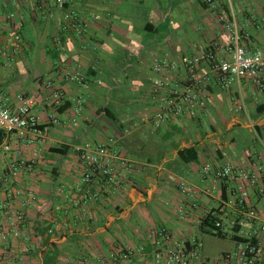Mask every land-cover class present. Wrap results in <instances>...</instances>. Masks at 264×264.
Returning a JSON list of instances; mask_svg holds the SVG:
<instances>
[{"label":"crops","instance_id":"obj_1","mask_svg":"<svg viewBox=\"0 0 264 264\" xmlns=\"http://www.w3.org/2000/svg\"><path fill=\"white\" fill-rule=\"evenodd\" d=\"M65 9L81 21L82 33L63 19L55 0H0V86L10 100L20 93L33 97V112L45 128L39 141L24 146L13 136L4 138L25 156L39 151L31 173L11 176L6 171L9 156L0 147V177H6L0 181V200L15 183L30 185L37 198L25 211L30 252L24 260L154 264V253L166 243L156 245L148 232L164 230L171 242L202 243L189 264H239L232 256L237 242L231 237L236 229L243 237L252 228L223 205L235 183L224 180L214 195L195 201L178 187H204V165L216 170L227 163L263 177L264 91L247 80L220 88L211 79L200 115L155 129L146 118L155 109L148 79L154 61L163 55L177 60L221 43L220 11L232 15L248 35V53H264V0H66ZM180 76L184 78L182 72ZM55 90L62 95L57 111L51 96ZM110 139L112 149L126 161L124 188L93 206L92 221L39 234L38 224L48 229L52 218L64 215L60 191L80 183L74 147ZM57 147L68 150L63 155L50 152ZM184 149H189L187 161L178 155ZM248 204L264 219V197L257 188L249 189ZM204 211L221 216L224 238L200 233ZM124 249L131 251L129 263L109 259Z\"/></svg>","mask_w":264,"mask_h":264},{"label":"built area","instance_id":"obj_2","mask_svg":"<svg viewBox=\"0 0 264 264\" xmlns=\"http://www.w3.org/2000/svg\"><path fill=\"white\" fill-rule=\"evenodd\" d=\"M204 1L210 3V0ZM55 5L64 11L63 19L70 21V27L78 34L82 33L84 27L81 21L65 9L66 0H55ZM218 20L223 29L221 43H211L205 50L191 57L182 56L172 60L163 55L154 61L153 76L148 79V84L151 104L155 109L146 118L155 129L167 121L194 119L200 115L208 101L211 79H214L220 88H228L232 84L247 80L255 90L264 91V53H248L244 46L248 35L242 33L232 15L220 11ZM180 72L184 74L182 79ZM51 96L52 105L57 111L62 105V95L55 90ZM34 105L33 97L24 93L17 94L10 100L0 86V147L9 156L6 171L16 178L34 170L38 163L39 151L33 149L29 156H25L13 149L4 138L13 136L19 145L24 146L39 141L44 136L45 128L33 112ZM56 122L55 119L51 120V123ZM112 143L110 139L106 144L85 143L74 147L73 151L81 168L80 183L67 192L60 191L66 202L64 215L52 218L47 229L48 234L69 231L82 222L92 221L93 206L106 196H113L124 188L127 180L124 171L126 161L115 153ZM201 173L204 187L194 188L182 183L178 187L179 192L195 201L199 197L214 195L218 183L224 180L234 182L235 190L223 205L243 216L252 229L242 233L246 240L237 243V250L232 256L239 264H262L264 219L249 206L248 197L249 189L254 188L264 197V174L260 179L251 171L227 163L216 170L204 165ZM0 181L6 182L5 175L0 177ZM36 199L35 191L30 185L15 183V186L6 190L0 200V264H30L23 258L30 252L28 238L24 233L25 211L35 204ZM209 212L204 211L202 218ZM214 225L216 228L222 226L219 214ZM231 226L233 227L234 223H231ZM148 238L156 245L159 241L166 243L163 250L158 249L154 253V264H189L202 247V243L195 239L190 242H171V235L164 230H150ZM252 239H255V242ZM130 254L129 249H124L109 254V259L129 263Z\"/></svg>","mask_w":264,"mask_h":264},{"label":"trees","instance_id":"obj_3","mask_svg":"<svg viewBox=\"0 0 264 264\" xmlns=\"http://www.w3.org/2000/svg\"><path fill=\"white\" fill-rule=\"evenodd\" d=\"M67 150L68 148L66 147H57V148H51L50 152L60 153L61 155H63L67 152ZM187 152H189V149L180 150L178 152V155L182 161H187L184 157V154ZM216 220H217V214L215 213V211H210L205 217L201 219V222L199 225L200 233L213 235L219 238H224L225 234L222 232L221 228H216L214 225ZM36 230L38 231L39 234H42L44 230L47 231V228L44 229L41 224H38V227H36ZM237 233H238V230L236 229L233 232V235L231 237L232 240L237 243L245 242L246 239L238 236ZM252 241L255 242V239H252ZM43 264H45L44 261H43Z\"/></svg>","mask_w":264,"mask_h":264}]
</instances>
